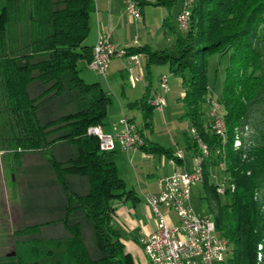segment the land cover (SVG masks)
Wrapping results in <instances>:
<instances>
[{"label": "trees", "instance_id": "obj_1", "mask_svg": "<svg viewBox=\"0 0 264 264\" xmlns=\"http://www.w3.org/2000/svg\"><path fill=\"white\" fill-rule=\"evenodd\" d=\"M92 2L0 0V150L11 153L17 169L24 153L45 157L66 196L59 221L68 232L44 239L36 235L41 223L25 224L13 232L14 255L1 257L0 264H135L113 219L114 200L123 195L134 200V192L126 190L98 138L87 133L89 126H101L110 101L99 82H86L79 73V62L92 60V46L84 43ZM174 33L164 49L138 45L124 48L125 56L144 54L148 70L166 64L181 80L180 100L193 129L188 148L201 159L200 181L215 205L211 218L227 241L221 264H264V0H194L187 29ZM216 53L227 56L216 98L223 135L203 119L210 91L207 62ZM65 91L81 102L80 109L41 121L40 108ZM129 105L149 124L154 107L147 95ZM63 142L75 150L59 160L53 147ZM146 149L181 160L158 144ZM220 163L228 185L222 194L210 180L212 167ZM68 175L86 176L88 191L72 188ZM80 209L93 228L90 246L74 217Z\"/></svg>", "mask_w": 264, "mask_h": 264}, {"label": "crops", "instance_id": "obj_2", "mask_svg": "<svg viewBox=\"0 0 264 264\" xmlns=\"http://www.w3.org/2000/svg\"><path fill=\"white\" fill-rule=\"evenodd\" d=\"M156 0H144L140 4V17L134 18L125 11V0H93L90 8L89 16V33L84 41L85 44L93 46L98 36L109 37L111 42L119 48H127L138 45H149L153 49H164L169 46L174 40V31H184L180 29L176 23V15L180 10L181 0H176L174 4L169 6L155 4ZM174 26V31L169 29V26ZM147 57L144 54H138L137 61H132L128 56L117 57L110 59L105 76L88 67L85 62H82L80 75L86 82H99L100 77H104L107 86L114 95L115 101L112 98L107 105V115L101 124L102 131L106 134L114 136V147L111 150H106L111 154L112 161L117 169L119 176L125 181L126 190L134 192L135 199L131 197L125 198V195L116 198L115 211L113 215L114 223L120 231L121 239L125 245V249L129 252L135 264H151L148 257L142 250L140 238L154 230L156 220L151 208L144 200V193H157L159 187L157 185L159 178L170 174L175 169H183L186 171L192 170V167H187L184 159L185 151H190L192 156L196 158V152L186 140V137L191 139L193 133L190 134L187 130L188 120L185 121L184 108L180 100L183 95L181 80L178 76L169 71L168 65H153L150 69L146 66ZM167 66V74L171 75L170 88L165 94L169 100H174L177 108L176 116L179 117L180 126L173 129L169 137H155L153 133V115L149 124H145L140 109L134 105L130 106L131 102L139 100L144 95L148 96L153 93H159L158 79L161 74H165L162 70ZM131 69V71L129 70ZM126 72V77L129 81L128 88L115 81L117 72ZM156 72V84H152V73ZM131 72V73H130ZM139 75L141 79L138 81H130L131 75ZM125 75V74H124ZM103 87V86H102ZM108 93V92H107ZM109 96V94H108ZM155 111H162L154 109ZM125 116L133 121L139 130V143L136 148L125 150L120 142L116 139V134L122 129L123 124L121 118ZM117 122V123H116ZM119 124V125H118ZM183 124V125H182ZM106 128V130H104ZM192 128L190 126V132ZM162 133V132H161ZM151 144H158L162 147L169 148L172 153L176 149L183 151L182 159L171 161V157L163 153L148 151L146 148ZM36 152L24 153L22 157ZM12 156L8 151L0 150V233L13 232L28 224L30 220L27 217V211L21 202L20 189L23 185L17 186L8 181V173L12 169ZM25 166V161L21 162ZM34 166V164H33ZM25 173L21 172L23 178ZM15 180V179H14ZM25 188V186H23ZM31 209V206L28 207ZM35 209V208H34ZM32 210V213L34 211ZM44 211L48 207L42 208ZM168 222L176 223L178 218L174 211L164 209ZM28 222V223H27ZM33 222V221H32ZM42 225L39 228L41 230ZM14 237V235H12ZM15 238V237H14ZM12 243L11 246H14ZM8 246L5 250H8ZM0 253V258L2 257Z\"/></svg>", "mask_w": 264, "mask_h": 264}, {"label": "rangeland", "instance_id": "obj_3", "mask_svg": "<svg viewBox=\"0 0 264 264\" xmlns=\"http://www.w3.org/2000/svg\"><path fill=\"white\" fill-rule=\"evenodd\" d=\"M139 6V4H138ZM227 65V56L220 55L218 53L212 54L208 58L207 62V75H208V85H209V95L207 96L208 102L204 106L205 114L204 121L210 122L212 120V111L214 110V114L221 115L222 109L221 106L216 102V98L220 92L224 77H225V68ZM79 66H82V62H79ZM167 74V66H164L162 69ZM107 73V70H106ZM125 74V75H124ZM134 76V75H133ZM157 74L154 71L152 73V84L155 86L156 84ZM171 75L168 77V84L170 87ZM100 81L102 83L103 88L108 92L109 97L112 98V102L115 101L114 95L110 88L107 86L105 78L100 77ZM115 81L122 84L125 88H128L129 81L126 77V72L121 71L117 72V76L115 77ZM131 81V78H130ZM132 82V81H131ZM38 84V83H37ZM40 84V83H39ZM39 87V85H38ZM35 89V88H34ZM34 89L31 88L30 93L34 94ZM171 89V88H170ZM151 98V97H150ZM149 98V100H150ZM81 102L78 99H71L69 96V92L65 91L58 97H55L49 102H46L39 110V119L41 121H45L48 119L55 118L61 114L74 112L81 107ZM215 105V106H214ZM216 110V111H215ZM177 108L175 107L174 100L165 99V103L163 105L162 111L153 112V133L156 134L155 137H169L172 130L178 128L179 125V117L176 116ZM218 112V113H217ZM221 112V113H220ZM185 121L188 120L186 117ZM105 122V121H104ZM189 122V121H188ZM187 122V123H188ZM117 123V122H116ZM119 125V124H118ZM183 125V124H182ZM185 129V127L181 128ZM173 128V129H172ZM106 130V128H104ZM187 130L190 134V124L187 126ZM162 132V133H161ZM246 132V131H245ZM248 136V134H244ZM115 140V139H114ZM75 148L72 145H68L66 142L60 143V145H56L53 147V153L55 157L59 160H65L69 156L72 155ZM106 158L110 159L111 154L106 151ZM25 161V166H22L21 162ZM184 159L186 161L187 167L195 168L196 160L194 163V158L192 153L189 151H185ZM196 159V158H195ZM20 166L18 169L15 167L12 162V169L8 173V181L25 186V188L19 187L20 189V198L23 205V209L25 207L27 211V217L30 220L28 224L31 223H41V230L37 235V237L48 239V238H62L68 235L67 229L64 227L62 221H59L61 217H64V210L62 209L66 200L65 193L60 183L54 178V173L50 168V165L47 164L46 159L40 153L36 152L27 156L20 158ZM13 161V160H12ZM34 164V166H33ZM222 164L214 165L211 169V177L210 180L212 183L216 184L220 181L226 180L224 179V175L222 172ZM25 173V176L21 177V172ZM191 171V170H190ZM15 179V180H14ZM67 180L72 188L76 189L79 193H86L89 189V184L86 176L79 175H68ZM205 191L202 186L201 181H197L195 185L192 186L191 189V198L190 205L196 213L212 216L215 205L212 202V199L208 196L205 197ZM115 204V201H114ZM31 206L32 210L28 209ZM48 207L49 209L43 210L42 208ZM74 217L78 219L82 225L84 240L87 246H90L92 243L91 237L93 234V228L90 222L85 217L83 211L77 210L74 213ZM33 221V222H32ZM169 225L172 222H168ZM13 234L8 232L0 233V253H2V257L8 256L11 252L14 251L15 245L11 246L12 243H15ZM9 247L8 250H5ZM262 257V254H260Z\"/></svg>", "mask_w": 264, "mask_h": 264}, {"label": "built area", "instance_id": "obj_4", "mask_svg": "<svg viewBox=\"0 0 264 264\" xmlns=\"http://www.w3.org/2000/svg\"><path fill=\"white\" fill-rule=\"evenodd\" d=\"M190 1L192 0H181L180 10L175 17L178 27L182 30H186L188 26ZM125 11L135 18L129 0H125ZM114 56L124 57V48L115 46L111 40L106 39V35L98 36L92 46V60L88 63V67L105 76L110 59ZM128 57L132 61H137L138 54ZM134 77L135 82L141 79V76L136 74ZM168 77L169 74H161L158 79L161 92L150 95V105L154 109L163 108L165 94L170 89ZM211 115V129H213V124H218V118L214 110ZM121 122L123 127L116 134V139L125 150L136 148L139 143V130L136 124L125 116L121 118ZM87 133L98 138L101 150H111L114 147V136L104 133L100 125L89 126ZM174 155L182 159L183 151L176 149ZM171 161L174 162V159ZM196 183L194 168L191 171L175 169L159 178L157 183L159 199H151L150 192L144 193V200L156 220L154 230L140 238L142 250L151 264H221L225 259L223 249H227V241L225 240L224 247H216L215 234L210 229L208 217L196 213L190 205L191 189ZM227 187V183L223 180L216 183L220 194L224 193ZM164 209L174 211L178 218L176 223L168 224Z\"/></svg>", "mask_w": 264, "mask_h": 264}, {"label": "bare ground", "instance_id": "obj_5", "mask_svg": "<svg viewBox=\"0 0 264 264\" xmlns=\"http://www.w3.org/2000/svg\"><path fill=\"white\" fill-rule=\"evenodd\" d=\"M129 1H131V10H133L135 12V18H139L140 17V10H139V6H138V2L136 0H129ZM193 3H194V0L190 1L189 9H188V18H189V15H190V12H191V8L193 6ZM106 39L107 40H110L109 37H106ZM130 78H131L132 81H135V77L133 75H131ZM149 103L151 104V98L149 100ZM217 118H218V124H213V130L216 133H218L220 135H223L224 134V121H223V118H222V116L220 114L217 115ZM238 144H239V141L236 140L235 141V146H237ZM200 147H201V151L202 152H206V146L204 144L200 143ZM195 160H196V165H195V168L194 169H195L196 181H200V179H201L200 160L201 159H200V157H196ZM150 198L151 199H159V191L157 193L150 192ZM206 217H208V219H209L210 229H211L212 233L215 234V236H214V245H216V247H224L225 246V239L223 237H221L217 233L212 218L210 216H207V215H206ZM225 251H226V249H223V257L225 255Z\"/></svg>", "mask_w": 264, "mask_h": 264}, {"label": "water", "instance_id": "obj_6", "mask_svg": "<svg viewBox=\"0 0 264 264\" xmlns=\"http://www.w3.org/2000/svg\"><path fill=\"white\" fill-rule=\"evenodd\" d=\"M14 253H15V252L13 251V252H11L10 254H8V256H10V255H14Z\"/></svg>", "mask_w": 264, "mask_h": 264}]
</instances>
